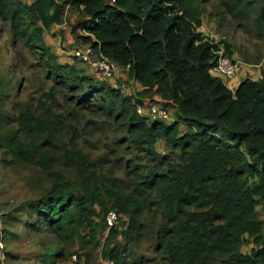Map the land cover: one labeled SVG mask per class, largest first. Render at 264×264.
Returning <instances> with one entry per match:
<instances>
[{
  "label": "trees",
  "instance_id": "1",
  "mask_svg": "<svg viewBox=\"0 0 264 264\" xmlns=\"http://www.w3.org/2000/svg\"><path fill=\"white\" fill-rule=\"evenodd\" d=\"M216 1L233 18L251 19L255 12L254 28L264 39V0ZM66 7L82 12L73 28V33H83L77 36L83 42L79 47L90 46L126 71L145 93L155 91L172 103L173 121L148 122L136 112L144 102L58 61L44 39L64 23ZM0 20L60 84L79 93V105L99 103L103 115L116 114L122 130L115 145L120 142L153 162L126 165L145 191L156 194L153 204L166 221L158 248L170 264H264V225L257 209L264 200V71L258 80L246 77L233 92L211 76L219 44L197 31L201 23L194 0H0ZM17 122L25 130L31 122L46 129L29 110ZM9 138L0 134V145ZM160 140L170 155L157 156ZM8 148L14 160L39 158L43 166L53 162L20 138L12 137ZM64 155L70 161L84 159L79 153ZM80 180L76 188L58 177L32 204L46 230L64 244L51 246L54 251L45 256L48 264L67 259L65 246L78 230L98 245L110 210L119 215L118 223L124 221L104 241V264L109 259L126 264L118 257L115 240L120 236L129 242L139 236L144 205L132 195L102 191L90 177ZM248 242L254 247L243 253L241 247Z\"/></svg>",
  "mask_w": 264,
  "mask_h": 264
},
{
  "label": "rangeland",
  "instance_id": "2",
  "mask_svg": "<svg viewBox=\"0 0 264 264\" xmlns=\"http://www.w3.org/2000/svg\"><path fill=\"white\" fill-rule=\"evenodd\" d=\"M24 1L30 3L32 0ZM194 7L201 23L197 31L224 49L227 45L225 53L241 64L239 69H244L245 77L260 79L264 71V39L259 38L254 28L256 13L251 19L233 18L216 0H194ZM82 17L80 9L66 7L62 27L47 33L45 44L56 54L58 61L72 65L104 86L118 87L124 95L138 98L145 104L159 101L170 107L174 119L176 113L172 103L167 104L155 91L145 93L126 71L118 68L114 79L106 81L71 57V52L83 45L77 38L83 33H73ZM235 80L236 77L225 84L235 88ZM78 94L60 84L42 67L35 56L14 40L9 24L0 20V134L10 137L8 142L0 145V231L7 264H48L45 256L54 251L51 246H64L46 230L44 221L31 207L58 177L79 188L82 176L90 177L102 191L113 189L125 196L132 195L144 205L139 236L129 242L117 236L118 257L126 264H170L158 248L166 221L162 211L153 204L157 201L156 194L145 191L126 165L127 161L143 166L153 162L144 153L134 152L120 142L115 145L113 142L120 138L122 130L114 117L116 114L112 118L103 115L97 110L99 103L79 105ZM25 110L38 117L46 129L35 127L34 122L29 130L19 125L17 118ZM148 122L151 121L148 119ZM180 129L186 130L183 126ZM12 137L20 138L23 145L38 148L45 158H52V164L43 166L39 158L14 160L8 148ZM155 150L157 156L171 153L164 140L158 141ZM65 151L79 153L84 159L74 157L70 161L65 157ZM257 209L264 225V200ZM123 221L124 218L117 226L122 227ZM100 243H89L87 232L78 230L65 246L67 259L53 264H69L72 254H77L82 264H104V249ZM253 247L248 242L241 251L247 253Z\"/></svg>",
  "mask_w": 264,
  "mask_h": 264
},
{
  "label": "built area",
  "instance_id": "3",
  "mask_svg": "<svg viewBox=\"0 0 264 264\" xmlns=\"http://www.w3.org/2000/svg\"><path fill=\"white\" fill-rule=\"evenodd\" d=\"M62 27L61 25L57 28ZM215 64L210 68V74L213 77H217L225 83L230 82L236 77L239 70V63L229 57L222 46H219L215 52ZM71 57L78 60L90 68L91 72L98 74L100 77L111 80L114 79L115 73L118 69L115 62L105 57L99 56L93 48L90 46L79 47L71 53ZM125 69H128L126 66ZM144 106H137L136 112L147 117L151 121L171 122L173 120L171 115V109L163 106L159 103L148 102L143 104ZM119 221V215L115 210L107 212L104 218L106 230L101 239L100 246L103 248L104 241L109 234L110 229L116 226ZM0 264H7V256L4 251V244L1 239L0 231ZM69 264H82L77 254H72L69 258ZM105 264H114L113 260L105 261Z\"/></svg>",
  "mask_w": 264,
  "mask_h": 264
},
{
  "label": "crops",
  "instance_id": "4",
  "mask_svg": "<svg viewBox=\"0 0 264 264\" xmlns=\"http://www.w3.org/2000/svg\"><path fill=\"white\" fill-rule=\"evenodd\" d=\"M53 29H55V27H53ZM52 29V30H53ZM241 65V64H240ZM244 72V69L242 67H240L239 69V72L236 74V80L234 81V86L235 88L238 86V84L244 80L246 77H245V73ZM251 79V78H250ZM252 80H257V79H252ZM16 253V252H15Z\"/></svg>",
  "mask_w": 264,
  "mask_h": 264
},
{
  "label": "clouds",
  "instance_id": "5",
  "mask_svg": "<svg viewBox=\"0 0 264 264\" xmlns=\"http://www.w3.org/2000/svg\"><path fill=\"white\" fill-rule=\"evenodd\" d=\"M57 27H58V26H55V29H58ZM220 42H222V41H220ZM215 43H217V42H215ZM219 46H220V45H219ZM78 48H79V47H78ZM76 49H77V48H76ZM224 50H225V49H224ZM72 52H73V51H72ZM72 52H71V53H72ZM72 58H73V57H72ZM73 59H74V58H73ZM75 60H76V59H75ZM77 61H78V60H77ZM78 62H79V61H78ZM81 64H82V63H81ZM82 65H84V64H82ZM116 65H117V64H116ZM239 65H240V64H239ZM117 67H118V66H117ZM117 70H118V69H117ZM238 71H239V70H238ZM111 80H113V79H111ZM257 80H258V79H257ZM221 81H222V80H221ZM222 82H223V81H222ZM223 83L225 84V82H223ZM225 86L227 87V84H225ZM227 88H228V87H227ZM228 89H229L230 91L233 92L236 88H232V89H231V88H228ZM169 108H170V107H169ZM150 121H151V120H150ZM172 121H173V120H172Z\"/></svg>",
  "mask_w": 264,
  "mask_h": 264
}]
</instances>
